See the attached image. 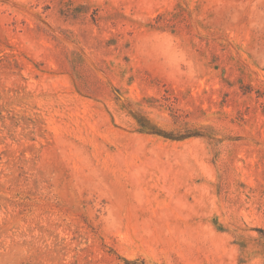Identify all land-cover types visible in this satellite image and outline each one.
<instances>
[{"label":"rangeland","instance_id":"1","mask_svg":"<svg viewBox=\"0 0 264 264\" xmlns=\"http://www.w3.org/2000/svg\"><path fill=\"white\" fill-rule=\"evenodd\" d=\"M0 264H264V0H0Z\"/></svg>","mask_w":264,"mask_h":264},{"label":"trees","instance_id":"2","mask_svg":"<svg viewBox=\"0 0 264 264\" xmlns=\"http://www.w3.org/2000/svg\"><path fill=\"white\" fill-rule=\"evenodd\" d=\"M138 123L140 124V126L142 127V129L143 130H153V127H150V123H149V121H147L146 119H144V118H142V117H140L139 119H138Z\"/></svg>","mask_w":264,"mask_h":264}]
</instances>
